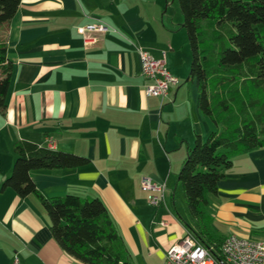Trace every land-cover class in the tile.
I'll use <instances>...</instances> for the list:
<instances>
[{
    "label": "crops",
    "instance_id": "1",
    "mask_svg": "<svg viewBox=\"0 0 264 264\" xmlns=\"http://www.w3.org/2000/svg\"><path fill=\"white\" fill-rule=\"evenodd\" d=\"M165 4L21 0L0 25L13 63L8 107L0 112V264H81L53 237L37 196L2 190L13 170L14 143L22 139L89 158L84 166L31 176L47 197H99L134 264H163L167 250L190 231L187 207L175 199L177 176L197 135L206 138L216 126L200 110L190 71L181 72L177 50L189 39L177 32V22L165 21ZM97 19L110 28L89 33L93 40L86 43L80 28ZM138 47L157 58L165 53L167 68L187 77L185 83L179 78L164 99L147 96ZM143 176L166 184V204L149 203ZM208 210L224 236L264 242V145L234 156Z\"/></svg>",
    "mask_w": 264,
    "mask_h": 264
},
{
    "label": "trees",
    "instance_id": "2",
    "mask_svg": "<svg viewBox=\"0 0 264 264\" xmlns=\"http://www.w3.org/2000/svg\"><path fill=\"white\" fill-rule=\"evenodd\" d=\"M20 3L0 0V25L14 17ZM178 3L192 54L189 77L196 81L200 110L216 128L206 138L197 135L177 177L191 219L190 232L220 260L226 236L214 225L209 196L217 195L237 153L264 145V0ZM12 78L8 46L0 39L1 113L8 107ZM13 150V170L2 182V190L37 196L49 215L53 237L65 252L81 264H134L99 197L73 193L47 197L31 176L34 170L84 166L88 157L25 139L16 141Z\"/></svg>",
    "mask_w": 264,
    "mask_h": 264
},
{
    "label": "built area",
    "instance_id": "3",
    "mask_svg": "<svg viewBox=\"0 0 264 264\" xmlns=\"http://www.w3.org/2000/svg\"><path fill=\"white\" fill-rule=\"evenodd\" d=\"M110 26L101 19L80 28L88 43L89 33L106 32ZM141 60V73L147 80L144 92L147 96L164 99L169 87L180 82L166 66V55L154 57L149 51L138 47ZM50 146L53 141L49 140ZM141 188L150 193L149 203L155 207L166 204V184L154 181L150 176L141 178ZM163 225L166 223L162 222ZM223 258L217 259L202 242L190 231L173 244L166 253L163 264H264V242L250 238L239 237L236 234L227 235L222 245Z\"/></svg>",
    "mask_w": 264,
    "mask_h": 264
},
{
    "label": "rangeland",
    "instance_id": "4",
    "mask_svg": "<svg viewBox=\"0 0 264 264\" xmlns=\"http://www.w3.org/2000/svg\"><path fill=\"white\" fill-rule=\"evenodd\" d=\"M167 1V0H166ZM167 3V2H166ZM166 8H164L163 11V17L167 23H172L173 21L177 22L178 27H177V32L181 31L182 35L185 36V39L188 40V35L187 31L182 27L183 23V14L180 10L178 0H169L168 4H165ZM181 24V25H180ZM185 46L177 50L178 51V62L180 65L181 72L185 74V76L188 75V72L190 71L191 68V62H192V54H191V48L189 44H186V40L184 42ZM215 57H212V61L214 60ZM181 78V77H179ZM187 77L184 79L181 78L182 83H185ZM219 89V88H217ZM237 111V109L235 108ZM235 112L232 113V117H234ZM176 203L177 206L182 209L186 204H185V199L183 196V191L182 188L180 187L179 190L176 193Z\"/></svg>",
    "mask_w": 264,
    "mask_h": 264
}]
</instances>
